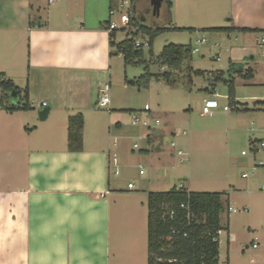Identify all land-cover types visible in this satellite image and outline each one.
Masks as SVG:
<instances>
[{
    "label": "crops",
    "instance_id": "crops-1",
    "mask_svg": "<svg viewBox=\"0 0 264 264\" xmlns=\"http://www.w3.org/2000/svg\"><path fill=\"white\" fill-rule=\"evenodd\" d=\"M131 1V18L145 25L143 10L152 0ZM125 7V0H0V75L28 87L32 108H0V264H148V197L160 192L155 181L137 193L135 186H113L116 156L99 120L91 140L83 135L81 151L68 144L70 116L110 108L97 106L101 87L110 83L112 89L124 57L111 47L107 29ZM164 8L170 29H231L224 34L241 45L229 65L252 69L255 79L257 53L264 57V0H170L159 11ZM42 103L50 109L43 121ZM125 111L106 114L113 125ZM148 141L153 144L152 134ZM209 192L225 194L219 264H264V224L247 206L234 208L228 190ZM230 208L250 214L247 223L232 220L237 213Z\"/></svg>",
    "mask_w": 264,
    "mask_h": 264
},
{
    "label": "rangeland",
    "instance_id": "rangeland-1",
    "mask_svg": "<svg viewBox=\"0 0 264 264\" xmlns=\"http://www.w3.org/2000/svg\"><path fill=\"white\" fill-rule=\"evenodd\" d=\"M125 2L126 7L119 8L120 12L115 16L120 25L121 15L130 16L132 7L131 0ZM158 12L154 15L150 4L144 8L145 25L165 31L154 39L152 48L143 49V58L131 64L124 58L119 60L112 80L110 108L95 107L96 114H84L83 135L86 140H91L97 120L102 122L105 137H111L112 156L117 159V167L112 159L110 170L115 188L128 190L132 184L137 193L152 179L155 190L160 192H168L174 187L180 189L182 184L190 192L228 190L233 196L234 208L247 206L253 219L264 224V150H255L264 141V57L260 55L261 50L252 67L256 72L255 79L234 76L236 101L248 110L224 112L219 109L212 117L203 116L204 100L215 98L221 107L230 105L227 83L214 84L210 72H227L230 53L241 43L235 41V36L224 33L170 30L166 9ZM130 33L117 30L115 41L120 43L132 38ZM136 39L143 42L150 41L151 37L140 34ZM170 44L190 46L193 53L172 73L169 84L165 78H158L166 68L153 62L151 51L159 57ZM199 71L205 74H197ZM147 105L151 111H144ZM120 108L128 111L121 112V119L112 125L107 114ZM136 117L142 121L158 119L160 125L156 126L153 121L150 132L142 124L133 125ZM117 122H121L122 127L117 128ZM184 131L186 134L178 137L169 133ZM149 134L154 141L152 145L148 141ZM172 142L176 144L175 148ZM178 151L186 153V158L179 156ZM160 152L167 156L162 157ZM165 157L171 160H165ZM117 169L119 176H115ZM245 174L247 178L243 177ZM250 214L238 212L230 217L236 223L246 224Z\"/></svg>",
    "mask_w": 264,
    "mask_h": 264
},
{
    "label": "trees",
    "instance_id": "trees-1",
    "mask_svg": "<svg viewBox=\"0 0 264 264\" xmlns=\"http://www.w3.org/2000/svg\"><path fill=\"white\" fill-rule=\"evenodd\" d=\"M170 5V0H161ZM109 23H107L108 25ZM131 25L138 28V32L130 33L133 37L117 43L115 37L117 30L110 33L111 47L117 54L124 57L127 64L144 56L143 49L135 47L136 38L140 34H149L151 37L150 48L153 41L161 35L165 29L150 28L141 25L131 18ZM174 31H189L191 29H170ZM206 32L230 33L228 28L207 29ZM241 32H252L242 30ZM257 32V31H255ZM193 49L190 46L166 45L161 56L152 54L153 62H158L166 68L158 78H165L170 84L172 73L181 68L184 61L191 57ZM197 74L204 75L199 71ZM214 84L228 80V101L233 107L240 106L237 111L248 109L236 101L235 77L251 80L254 76L252 69H246L243 65L230 63L227 72L217 71L210 73ZM214 86V85H213ZM0 108L9 113L30 111L29 89H21L4 74L0 75ZM14 92L19 101L11 103L9 94ZM85 118L83 113L69 117L68 144L70 151H81L83 148V130ZM224 193L189 192L183 185L180 189L172 188L168 192H152L148 197V264H219V232L221 214L225 210L223 202ZM182 205L185 208H182ZM175 231L176 234H172ZM186 234V236H184Z\"/></svg>",
    "mask_w": 264,
    "mask_h": 264
},
{
    "label": "built area",
    "instance_id": "built-area-1",
    "mask_svg": "<svg viewBox=\"0 0 264 264\" xmlns=\"http://www.w3.org/2000/svg\"><path fill=\"white\" fill-rule=\"evenodd\" d=\"M58 0H49V3L52 4V3H55L57 2ZM115 12H111V16L114 15ZM120 22H121V25L118 26V24L116 23H110L109 24V27L107 29V31L109 33H111L112 31L114 30H125V31H131L132 33H135V32H138V28H135L133 29L132 28V25H131V16H127V15H121L120 17ZM135 47L137 49H144L145 47H150V41H140L138 39H136L135 41ZM197 51V50H196ZM110 93H111V84L110 83H106L104 84L102 87H101V97H100V100L98 101L97 103V106L100 107V108H107L110 103H111V96H110ZM42 106L43 107H47V103H42ZM219 109H222L224 112H231L232 110H239L240 109V106H235L233 107L232 105H229V106H223L221 107L218 100H216L215 98H212V99H209V100H206L205 101V104H204V107H203V111H202V115L203 116H208V117H212L215 112ZM145 111H151L150 107L147 105L145 107ZM153 119H149V120H145V121H142V119L136 117L134 118V121L133 123L135 125H139V124H142L144 127L148 128V129H152L153 125ZM154 124L156 126L160 125V120H155L154 121ZM172 146L173 147H176V144L175 143H172ZM135 148H138V145H135ZM256 151H259V150H264V141L260 142L257 147L255 148ZM244 155H246L245 152H243ZM178 155L183 157V158H186L187 154L184 153L183 151H178ZM185 159H182V161H184ZM114 163H115V166L117 167V159L116 157L114 158ZM141 174H143V171H141ZM115 175L116 176H119V170L117 169L115 171ZM244 178H247L248 176L245 174L243 176ZM183 185H181L182 187ZM129 188H133V185L130 184L129 185ZM263 190H264V187H263ZM182 208H185L184 205H182ZM230 211H232L233 213H238V212H242V211H238L237 209H232L230 208ZM172 234H176L175 231H172ZM221 234V231L219 232V236ZM186 236V234L184 235ZM254 248H257V244L254 245Z\"/></svg>",
    "mask_w": 264,
    "mask_h": 264
},
{
    "label": "water",
    "instance_id": "water-1",
    "mask_svg": "<svg viewBox=\"0 0 264 264\" xmlns=\"http://www.w3.org/2000/svg\"><path fill=\"white\" fill-rule=\"evenodd\" d=\"M151 5H152V7H153V9H154V12L156 13V12H158L159 11V9L161 8V6H162V2H161V0H152L151 1ZM10 97L12 98V100H13V102L14 103H18V97H17V95L15 94V93H10ZM49 112H50V109L49 108H45L41 113H40V119L43 121V120H45V119H47V117H48V115H49Z\"/></svg>",
    "mask_w": 264,
    "mask_h": 264
}]
</instances>
